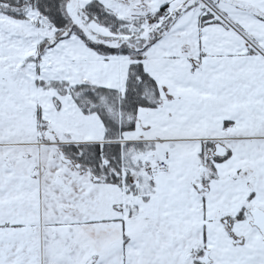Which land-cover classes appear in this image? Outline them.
Here are the masks:
<instances>
[{
	"label": "snow or ice",
	"instance_id": "obj_1",
	"mask_svg": "<svg viewBox=\"0 0 264 264\" xmlns=\"http://www.w3.org/2000/svg\"><path fill=\"white\" fill-rule=\"evenodd\" d=\"M0 264H264V0H0Z\"/></svg>",
	"mask_w": 264,
	"mask_h": 264
}]
</instances>
